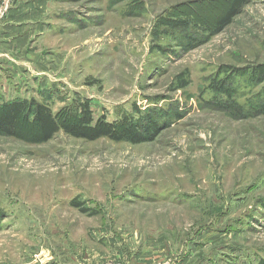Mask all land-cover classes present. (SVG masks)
I'll use <instances>...</instances> for the list:
<instances>
[{"label": "rangeland", "instance_id": "374dc122", "mask_svg": "<svg viewBox=\"0 0 264 264\" xmlns=\"http://www.w3.org/2000/svg\"><path fill=\"white\" fill-rule=\"evenodd\" d=\"M232 1L0 0V103L62 120L87 100L161 130L140 145L44 142L31 124L0 137V264H264V84L248 81L264 0L217 30ZM227 75L245 119L208 106Z\"/></svg>", "mask_w": 264, "mask_h": 264}, {"label": "trees", "instance_id": "16d2710c", "mask_svg": "<svg viewBox=\"0 0 264 264\" xmlns=\"http://www.w3.org/2000/svg\"><path fill=\"white\" fill-rule=\"evenodd\" d=\"M216 0H203L212 3ZM250 0H233L229 12L217 23V30L228 27L239 15L240 10ZM189 20H179L170 23L174 30L187 31L190 28ZM235 76L237 73H233ZM234 75L226 76L224 79H216L212 82L211 90L214 93L213 101L208 106L220 108L240 119L248 117L246 109L237 100L233 99L236 91L233 90ZM251 86L264 84V65L255 68L250 76ZM249 109V108H248ZM264 115V102L258 103L253 110ZM69 116L61 120L53 113L51 107L37 100L15 99L9 102L0 103V137L15 138L22 124H31L38 129L42 141L49 142L57 134L64 133L67 136L94 142L100 139H108L115 143H131L140 145L154 141L161 132L159 124L150 118L135 120L131 117L124 118L120 123L109 122L105 116L95 118L90 102L85 100L77 102ZM248 111V110H247ZM146 121V123L144 122ZM145 123V124H144ZM0 211V219L2 218Z\"/></svg>", "mask_w": 264, "mask_h": 264}, {"label": "crops", "instance_id": "0c3cea01", "mask_svg": "<svg viewBox=\"0 0 264 264\" xmlns=\"http://www.w3.org/2000/svg\"><path fill=\"white\" fill-rule=\"evenodd\" d=\"M120 252L121 253H125L122 249L120 250ZM120 258V257H119ZM121 259V258H120ZM144 260L145 258H139V261H141V260ZM101 262V261H100ZM121 262H122V264H145V263H141V262H138V261H136L135 263H131V261H130V259L129 258H127V257H125V258H123V260L121 259ZM103 263V262H102ZM156 263H159V262H156ZM97 264H99V262L97 263ZM146 264H149V263H146Z\"/></svg>", "mask_w": 264, "mask_h": 264}, {"label": "built area", "instance_id": "2783aa9c", "mask_svg": "<svg viewBox=\"0 0 264 264\" xmlns=\"http://www.w3.org/2000/svg\"><path fill=\"white\" fill-rule=\"evenodd\" d=\"M104 264H122V262H121V259L119 257H116L113 260H109Z\"/></svg>", "mask_w": 264, "mask_h": 264}]
</instances>
